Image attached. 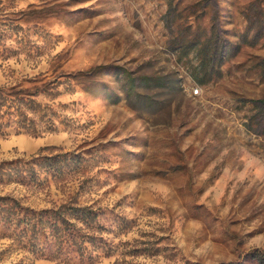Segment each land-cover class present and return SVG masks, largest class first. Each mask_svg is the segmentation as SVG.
<instances>
[{
    "label": "rangeland",
    "instance_id": "1",
    "mask_svg": "<svg viewBox=\"0 0 264 264\" xmlns=\"http://www.w3.org/2000/svg\"><path fill=\"white\" fill-rule=\"evenodd\" d=\"M0 86L36 94L0 134V264H264V0H0ZM62 206L86 248L15 223Z\"/></svg>",
    "mask_w": 264,
    "mask_h": 264
},
{
    "label": "trees",
    "instance_id": "2",
    "mask_svg": "<svg viewBox=\"0 0 264 264\" xmlns=\"http://www.w3.org/2000/svg\"><path fill=\"white\" fill-rule=\"evenodd\" d=\"M122 79V91L128 101L140 100V91L138 87L140 85L149 86L151 78H134L127 71L122 69L120 71ZM93 71L87 73H79L78 76H84L85 81L88 83L92 80ZM155 85H160L159 81H155ZM31 95V94H29ZM32 94L30 98H26L24 103L18 101L14 94L7 92L4 87L0 86V134H3V130L6 127H9L11 123L15 124L21 122L23 126L22 129L28 131L29 127L24 124L27 120L32 121L31 117H28L27 114L34 115L36 110L28 102L36 103L34 96ZM139 97V98H138ZM29 99V100H28ZM12 121V122H11ZM19 130V129H18ZM2 172H4L2 170ZM0 184H5L0 178ZM64 206L59 207L56 210L41 212L35 215H32L30 218L22 219L21 222L15 221V223L20 225L24 224L25 228H22V232L29 234L33 233V238L36 237V228L37 223H40L42 232L41 234L45 237L49 235L51 239L54 240V243L61 246H73L77 249L86 248V244H91L90 240H86V237L93 238L87 233H84L85 230H93L94 221V211L90 207H68L67 209L63 208ZM43 214V215H42ZM44 214H48L45 215ZM70 219L75 220L80 223L81 226H77ZM31 237V239L33 240Z\"/></svg>",
    "mask_w": 264,
    "mask_h": 264
},
{
    "label": "built area",
    "instance_id": "3",
    "mask_svg": "<svg viewBox=\"0 0 264 264\" xmlns=\"http://www.w3.org/2000/svg\"><path fill=\"white\" fill-rule=\"evenodd\" d=\"M191 93H192V95L195 96V95H199L200 91L198 88H194V89H192Z\"/></svg>",
    "mask_w": 264,
    "mask_h": 264
}]
</instances>
